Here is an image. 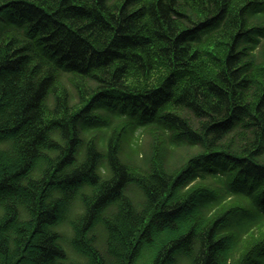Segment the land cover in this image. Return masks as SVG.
<instances>
[{"label": "trees", "instance_id": "obj_1", "mask_svg": "<svg viewBox=\"0 0 264 264\" xmlns=\"http://www.w3.org/2000/svg\"><path fill=\"white\" fill-rule=\"evenodd\" d=\"M0 264H264V0H0Z\"/></svg>", "mask_w": 264, "mask_h": 264}]
</instances>
